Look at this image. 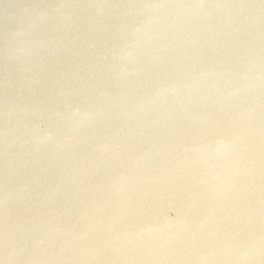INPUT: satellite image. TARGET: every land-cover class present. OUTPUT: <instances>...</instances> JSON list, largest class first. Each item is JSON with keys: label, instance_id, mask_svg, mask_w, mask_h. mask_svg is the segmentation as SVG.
<instances>
[{"label": "water", "instance_id": "water-1", "mask_svg": "<svg viewBox=\"0 0 264 264\" xmlns=\"http://www.w3.org/2000/svg\"><path fill=\"white\" fill-rule=\"evenodd\" d=\"M0 264H264V0H0Z\"/></svg>", "mask_w": 264, "mask_h": 264}]
</instances>
